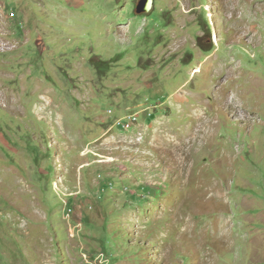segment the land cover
<instances>
[{"label":"rangeland","instance_id":"rangeland-1","mask_svg":"<svg viewBox=\"0 0 264 264\" xmlns=\"http://www.w3.org/2000/svg\"><path fill=\"white\" fill-rule=\"evenodd\" d=\"M138 2L0 0V264H264V0Z\"/></svg>","mask_w":264,"mask_h":264},{"label":"water","instance_id":"water-1","mask_svg":"<svg viewBox=\"0 0 264 264\" xmlns=\"http://www.w3.org/2000/svg\"><path fill=\"white\" fill-rule=\"evenodd\" d=\"M150 0H139L138 4L135 6V10L137 13L146 11L149 7Z\"/></svg>","mask_w":264,"mask_h":264},{"label":"built area","instance_id":"built-area-1","mask_svg":"<svg viewBox=\"0 0 264 264\" xmlns=\"http://www.w3.org/2000/svg\"><path fill=\"white\" fill-rule=\"evenodd\" d=\"M123 127L129 126V122L122 123Z\"/></svg>","mask_w":264,"mask_h":264},{"label":"bare ground","instance_id":"bare-ground-1","mask_svg":"<svg viewBox=\"0 0 264 264\" xmlns=\"http://www.w3.org/2000/svg\"><path fill=\"white\" fill-rule=\"evenodd\" d=\"M150 5H151V3L149 2L148 6H150Z\"/></svg>","mask_w":264,"mask_h":264}]
</instances>
